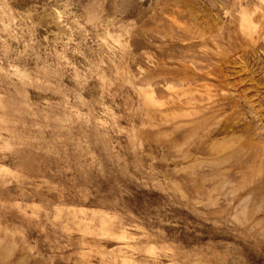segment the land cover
Instances as JSON below:
<instances>
[{
	"label": "rangeland",
	"instance_id": "1",
	"mask_svg": "<svg viewBox=\"0 0 264 264\" xmlns=\"http://www.w3.org/2000/svg\"><path fill=\"white\" fill-rule=\"evenodd\" d=\"M0 264H264V0H0Z\"/></svg>",
	"mask_w": 264,
	"mask_h": 264
}]
</instances>
